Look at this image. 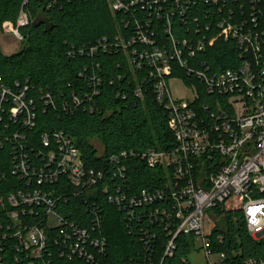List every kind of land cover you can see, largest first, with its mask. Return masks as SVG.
I'll list each match as a JSON object with an SVG mask.
<instances>
[{"label":"built area","instance_id":"built-area-1","mask_svg":"<svg viewBox=\"0 0 264 264\" xmlns=\"http://www.w3.org/2000/svg\"><path fill=\"white\" fill-rule=\"evenodd\" d=\"M106 1L121 27L115 38H103L81 53L122 50L133 74L145 71L141 81L152 85L168 112L176 147L111 156L108 161L118 164L113 172L88 168L65 132L40 134L39 146L29 138L39 107L43 111L58 107L53 93L39 88L36 96L29 81L8 84L0 77V150L9 148L14 178L6 183L11 190L0 195V264H60L57 258L102 264L109 244L101 231L100 205L92 203L87 223L83 218H65L59 208L72 196L89 205L103 195L126 211L131 232L132 225L143 219L165 230V258L174 254L179 235L192 234L194 241H200L198 249L208 264H225L226 254L213 251L206 211L236 197L242 202L249 234L255 240L264 238V0ZM20 10L16 22L2 25L23 41L21 30L31 18L24 7ZM175 16L185 29L181 38L172 31ZM218 41L236 45L233 67L213 70L200 58L211 53ZM171 77L182 79L194 98H174L168 88ZM189 78L194 81L188 84ZM201 89L213 102L197 106ZM135 95L143 99L144 88L138 86ZM73 103L65 101L64 110L74 111L81 105L75 94ZM129 157H140L150 168L162 167L166 183L138 192L118 183L119 178L126 180L127 167L122 162ZM217 157L218 167L205 174L204 163ZM199 164L202 176L196 177ZM7 179L0 172V184ZM150 228L143 230L144 258L139 264H154L151 256L157 234ZM244 264H264V259H248Z\"/></svg>","mask_w":264,"mask_h":264},{"label":"trees","instance_id":"trees-1","mask_svg":"<svg viewBox=\"0 0 264 264\" xmlns=\"http://www.w3.org/2000/svg\"><path fill=\"white\" fill-rule=\"evenodd\" d=\"M50 3L51 0H0V25L6 21L16 22L23 7L31 18V23L21 30L25 43L20 51L6 55L0 47V77L8 84L29 81L34 85L31 93L38 96L39 88L49 91L58 105L45 111L39 107L36 128L28 131L33 145L39 146L38 136L42 133L63 131L73 139L88 168L109 169L111 172L118 168L117 163L108 161L111 156L128 151H169L175 148L168 112L156 99L152 85L141 81L145 71L133 74L122 50L99 51L94 55L81 53L99 40L113 39L117 35L120 20L112 15L107 1L62 0L58 5ZM184 30L178 18L172 17L174 35L181 38ZM71 51L74 53L70 54ZM236 56L234 43L218 41L211 53L200 58L207 60L213 70L219 71L236 65ZM193 81L189 78L187 82ZM138 86L144 88L143 99L135 95ZM202 89L197 106L213 102ZM74 94L80 98L81 105L74 111H65V101L75 106ZM94 139L103 146L102 153L94 147ZM10 160L9 148L0 150V172L8 176L6 182L0 184L2 196L11 190V185L6 183L14 179ZM219 161L218 157L206 161L203 165L205 174L214 172ZM122 163L127 167V177L126 180L119 178L117 182L129 184L133 192L154 190L166 183L162 167L150 168L140 157H129ZM200 169L199 164L194 170L196 177L202 176ZM107 182L111 185V180ZM67 188L60 187L63 190ZM93 202L103 209L101 231L109 244L102 264L141 263L144 258L141 237L145 236L143 230L147 227L157 234L151 256L154 264H192L189 257L196 249L194 235H179L174 254L165 258V230L143 219L132 225L131 232L126 211L108 203L106 195L92 200L89 205L72 196L70 202L61 203L59 209L65 218H83L87 223L88 209L92 208ZM242 210V202L232 197L211 211L219 219L211 231L213 251L226 254L225 264L264 259V238L255 240L249 234ZM57 259L60 264H88L82 260Z\"/></svg>","mask_w":264,"mask_h":264},{"label":"rangeland","instance_id":"rangeland-1","mask_svg":"<svg viewBox=\"0 0 264 264\" xmlns=\"http://www.w3.org/2000/svg\"><path fill=\"white\" fill-rule=\"evenodd\" d=\"M23 41L15 38V36L9 32H6L3 25H0V47L4 54L11 55L20 51L24 47ZM171 93L176 99H184L190 101L194 98V91L187 87L188 85L182 80L174 77L169 78L168 80ZM93 145L99 153H102L103 146L97 139L93 140ZM209 222L206 224V231L211 232L212 229L218 224L219 219L212 217L211 211H206ZM201 246L200 241L195 243L196 249ZM194 250L190 255V261L192 264H208V260L205 257V254L202 250ZM213 260L216 261V257H213Z\"/></svg>","mask_w":264,"mask_h":264},{"label":"clouds","instance_id":"clouds-1","mask_svg":"<svg viewBox=\"0 0 264 264\" xmlns=\"http://www.w3.org/2000/svg\"><path fill=\"white\" fill-rule=\"evenodd\" d=\"M256 211H259V210L257 209ZM253 215H254V213H253Z\"/></svg>","mask_w":264,"mask_h":264}]
</instances>
